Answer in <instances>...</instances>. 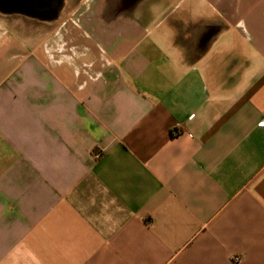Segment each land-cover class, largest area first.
Wrapping results in <instances>:
<instances>
[{
  "label": "crops",
  "instance_id": "crops-1",
  "mask_svg": "<svg viewBox=\"0 0 264 264\" xmlns=\"http://www.w3.org/2000/svg\"><path fill=\"white\" fill-rule=\"evenodd\" d=\"M0 264H264V0H0Z\"/></svg>",
  "mask_w": 264,
  "mask_h": 264
},
{
  "label": "built area",
  "instance_id": "built-area-1",
  "mask_svg": "<svg viewBox=\"0 0 264 264\" xmlns=\"http://www.w3.org/2000/svg\"><path fill=\"white\" fill-rule=\"evenodd\" d=\"M233 261H234L235 263H238V262L240 261V258H239V257H234V258H233Z\"/></svg>",
  "mask_w": 264,
  "mask_h": 264
}]
</instances>
